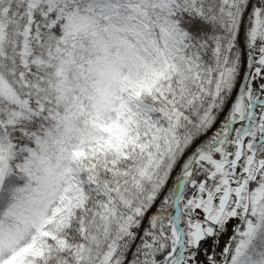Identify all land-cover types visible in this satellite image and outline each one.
<instances>
[{
	"label": "snow or ice",
	"instance_id": "6c2138e0",
	"mask_svg": "<svg viewBox=\"0 0 264 264\" xmlns=\"http://www.w3.org/2000/svg\"><path fill=\"white\" fill-rule=\"evenodd\" d=\"M5 190L0 264H264V0H0Z\"/></svg>",
	"mask_w": 264,
	"mask_h": 264
},
{
	"label": "trees",
	"instance_id": "16d2710c",
	"mask_svg": "<svg viewBox=\"0 0 264 264\" xmlns=\"http://www.w3.org/2000/svg\"><path fill=\"white\" fill-rule=\"evenodd\" d=\"M24 180L18 179L15 176H10L5 181V189L8 188V186H23ZM9 199L8 192L5 190L4 192H0V208H3L6 206Z\"/></svg>",
	"mask_w": 264,
	"mask_h": 264
}]
</instances>
